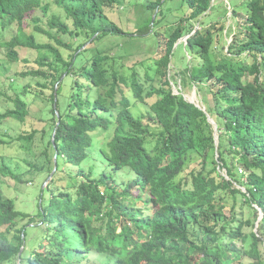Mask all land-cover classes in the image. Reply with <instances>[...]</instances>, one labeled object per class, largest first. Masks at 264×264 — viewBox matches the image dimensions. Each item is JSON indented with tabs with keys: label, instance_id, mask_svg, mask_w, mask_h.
Instances as JSON below:
<instances>
[{
	"label": "trees",
	"instance_id": "16d2710c",
	"mask_svg": "<svg viewBox=\"0 0 264 264\" xmlns=\"http://www.w3.org/2000/svg\"><path fill=\"white\" fill-rule=\"evenodd\" d=\"M115 2L0 0V37L16 29L0 40V54L15 62L22 48L53 53L17 74L40 80L8 95L11 105L0 109V120L26 122L33 91L50 101L51 115L17 138L0 131V173L25 182L4 154L16 140L31 153L22 160L46 177L57 156L39 215L19 211L0 187V264H264V0H239L237 10L225 6L211 22L212 0H183L188 12L165 33L153 16L126 31L105 16ZM38 11L57 33L35 23ZM34 31L57 45L38 41ZM138 35L154 37L161 52L129 74L119 68L126 42H99ZM188 85L197 86L206 110L185 98ZM139 103L147 105L141 116L134 113Z\"/></svg>",
	"mask_w": 264,
	"mask_h": 264
},
{
	"label": "rangeland",
	"instance_id": "374dc122",
	"mask_svg": "<svg viewBox=\"0 0 264 264\" xmlns=\"http://www.w3.org/2000/svg\"><path fill=\"white\" fill-rule=\"evenodd\" d=\"M156 1V0H152ZM149 0H116L113 6H108L105 10V16L120 26H122L128 32H134L137 28L144 25L148 19L153 16L156 21L157 19H161L159 25L157 26V30L165 33L168 29H171L173 24L179 21L180 17H183L189 10V6L183 2V0H162L161 6L155 11L152 8H146L144 5ZM237 2L239 0H215V8L211 16L207 17L206 20L211 22L215 20L214 15L221 14L224 12L225 6L231 10V8L237 10ZM55 12L62 14L63 17L66 18V14L63 9L53 8ZM233 12L230 11V16H232ZM37 16L39 17V21L35 22L40 24L41 26L48 28L53 31V33H57L58 30L56 28H51L48 24V15H45L42 11L37 12ZM64 18V19H65ZM157 18V19H156ZM233 23L235 27L237 24L232 22V20H228V25ZM34 23H32L28 28L34 29ZM16 29L13 28L11 31H7L3 36L0 37V40H10L12 31ZM38 41L42 43L53 42L57 45V41L53 38H50L47 35L41 34L39 32L34 31ZM67 36H64L66 39ZM138 35L137 40L126 39L125 37H105L102 39L99 44L103 43L105 46H111L113 41L115 42H126L124 46L118 50L119 55H123L124 65H120L119 68L121 70L126 71L127 73H131V68L134 67V64L139 62L140 60H144L149 56H153L155 52H161V49L157 47V43L154 37L145 38ZM224 40H228L225 38ZM226 44V43H225ZM2 48H0L1 51ZM63 52L65 49L62 48ZM20 52V60L12 62L7 59L5 56L0 54V90L5 93V98L0 96V109H4L6 106L11 105L8 101V95H14L16 92H22L24 87L27 84L36 85V82L40 80V78L36 77H20L17 75L23 71L32 69L33 67H39V61L42 58H53V53L49 48L42 49H29L22 48L19 50ZM181 50L178 48L176 50L175 62L179 67V70L182 69L183 63L179 61ZM141 71H144V67L141 65L137 66ZM178 70V71H179ZM178 82L180 83L179 87H181V78L178 77ZM174 88L177 90V86L174 85ZM32 91V90H31ZM33 92V91H32ZM29 92L26 94V98L30 101V115L27 118L26 122H20L14 119H6L0 120V131L2 133H9L11 136L17 138L20 134L24 133V131H31L35 128H42L46 121L43 119H50L51 115L49 113L50 107L47 104H50V101L45 98L43 95L34 96V93ZM51 88L46 90V93H51ZM184 93L187 97H193L196 95L197 100H201V95L198 91L197 86L188 85L184 89ZM1 95V94H0ZM147 105L139 103L134 108V113L137 116H141L142 113L146 112ZM219 135V131H218ZM7 139L6 136H4ZM24 144V139L21 141L16 140L15 143L4 146V154L8 161L11 162L12 168L15 173L20 174V178L25 181L23 183L16 182V180L10 175L2 176L0 173L1 179L4 180V183L0 179V187L3 189L5 195L9 198H12L15 201L16 208L24 213H28L31 216L39 215V211L41 208V203L46 205L48 195L43 194V188L45 186L44 183L46 179V174H40V170L37 167L32 168L27 165L22 159L27 158L28 161H31V153L25 148H22ZM42 143H38V147H41ZM0 149H3L2 147ZM39 160H45V157H40ZM42 161V163H43ZM197 164H193L196 166ZM242 167H240L241 169ZM241 172V170H240ZM225 173V171H224ZM61 176H66L65 174H60ZM33 179V182L29 184L27 182L28 179ZM69 178V177H68ZM62 179V178H61ZM61 183L66 184L65 180L61 181ZM228 205L226 208L227 213H231V208L234 203L233 198H227ZM242 198L238 204L237 209L239 210L237 213H241V205ZM248 211V209H246ZM29 219H25L23 223L28 222ZM241 243V242H239ZM29 245H32V241L29 240ZM98 255L96 256V258ZM19 260H14L12 263L8 262L6 264H17Z\"/></svg>",
	"mask_w": 264,
	"mask_h": 264
},
{
	"label": "water",
	"instance_id": "95a60500",
	"mask_svg": "<svg viewBox=\"0 0 264 264\" xmlns=\"http://www.w3.org/2000/svg\"><path fill=\"white\" fill-rule=\"evenodd\" d=\"M214 1H215V0H212V4H211L212 6L214 5ZM212 6H211V7H212ZM153 19H155V17H154ZM199 27H200V26L197 25L196 29L192 32V34H194V33L198 30ZM192 34H189V35L183 37L182 40L187 41V38H189ZM174 89H175V88H174ZM175 92H179V90H178V89H177V90L175 89ZM195 97H196V95H194L193 97H187V96L185 95V98H186L187 100H189V101L192 102V103H195L199 108L206 110V108H205V106L203 105V103L201 102V100H197ZM57 114H58V117H60L59 112H57ZM207 115H208V119H209V121L215 126V140H216V145H218V144H219L218 125H217V123L215 122V120L212 118V116H211L209 113H208ZM58 124H59V123H58ZM55 136H56V131L54 132V136H53V141H54V142H55ZM55 166H56V167L54 168V170H53V172H52V174H51V176L49 177L48 180H50V179L52 178L53 174L55 173V171H56V169H57V156H55ZM223 174H224V175H227V174L224 173V172H223ZM227 177H229V176H227ZM244 189H245V188H244ZM260 209H261V208H260ZM262 218H263V212L261 211V212H260L259 220H258V222H257V228H258V226H259V222H260V220H261ZM257 228H256V230H257ZM23 249H24V247H22V249H21V253H22Z\"/></svg>",
	"mask_w": 264,
	"mask_h": 264
}]
</instances>
